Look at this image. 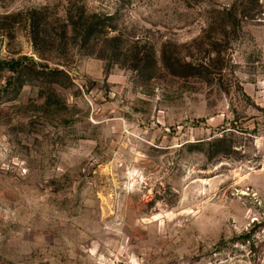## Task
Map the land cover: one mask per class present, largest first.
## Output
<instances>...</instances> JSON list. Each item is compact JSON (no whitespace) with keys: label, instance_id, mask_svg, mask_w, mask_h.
I'll return each mask as SVG.
<instances>
[{"label":"rangeland","instance_id":"374dc122","mask_svg":"<svg viewBox=\"0 0 264 264\" xmlns=\"http://www.w3.org/2000/svg\"><path fill=\"white\" fill-rule=\"evenodd\" d=\"M0 63V264H264V0H0Z\"/></svg>","mask_w":264,"mask_h":264},{"label":"trees","instance_id":"16d2710c","mask_svg":"<svg viewBox=\"0 0 264 264\" xmlns=\"http://www.w3.org/2000/svg\"><path fill=\"white\" fill-rule=\"evenodd\" d=\"M80 20H82V17L81 18H79V20L78 21H75V22H72L71 23V26L73 27V29H71L73 32H75V30L77 29V28H83V27H86V30H88V32H90V30H91V26L90 25H87L84 21H83V23H80ZM93 29V28H92ZM106 40H110V39H106ZM112 40H113V38H112ZM112 40H110V41H112ZM5 65L4 63H0V65ZM5 66H8V65H5Z\"/></svg>","mask_w":264,"mask_h":264}]
</instances>
